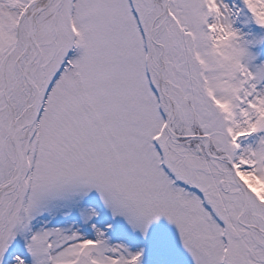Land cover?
<instances>
[{
	"label": "snow or ice",
	"instance_id": "obj_1",
	"mask_svg": "<svg viewBox=\"0 0 264 264\" xmlns=\"http://www.w3.org/2000/svg\"><path fill=\"white\" fill-rule=\"evenodd\" d=\"M0 264H264V0H0Z\"/></svg>",
	"mask_w": 264,
	"mask_h": 264
}]
</instances>
